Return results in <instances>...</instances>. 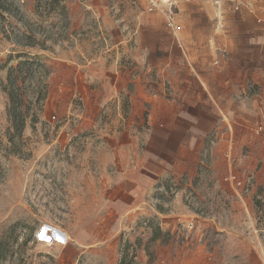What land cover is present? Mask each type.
<instances>
[{"label":"crops","instance_id":"1","mask_svg":"<svg viewBox=\"0 0 264 264\" xmlns=\"http://www.w3.org/2000/svg\"><path fill=\"white\" fill-rule=\"evenodd\" d=\"M69 1L97 39L46 54L62 70L52 80L72 84L55 112L73 135L91 131L89 207L115 219L105 244L75 234L61 252L114 254L117 233L148 225L131 264H264V0ZM230 171L249 188L224 182Z\"/></svg>","mask_w":264,"mask_h":264},{"label":"rangeland","instance_id":"2","mask_svg":"<svg viewBox=\"0 0 264 264\" xmlns=\"http://www.w3.org/2000/svg\"><path fill=\"white\" fill-rule=\"evenodd\" d=\"M7 2L8 8L0 11V264L138 261L129 251L136 252L138 241L155 235L154 227L133 226L117 233L114 254L88 245L76 257L61 252L65 240L75 234L105 244L115 219L114 213L89 207L87 168L94 147H88L87 140L92 134L87 124L74 135L71 125L68 131L63 129L65 116L55 112V102L60 95L71 97L72 84L52 80L53 72L62 70L46 55L56 54L58 44H71L81 35L96 40L94 21L84 15L83 5L69 0ZM157 38L155 42L162 41ZM24 60L30 63L20 65ZM11 67L15 86L9 101L6 83ZM88 90L87 84L80 85L85 98ZM116 106L123 108L126 102L117 101ZM42 228L48 234L63 231L64 242L45 241ZM148 247L155 250V241ZM145 264L155 260L148 258Z\"/></svg>","mask_w":264,"mask_h":264},{"label":"built area","instance_id":"3","mask_svg":"<svg viewBox=\"0 0 264 264\" xmlns=\"http://www.w3.org/2000/svg\"><path fill=\"white\" fill-rule=\"evenodd\" d=\"M212 2L213 5L215 6H220L222 4V2L224 0H210ZM148 2V7L147 9L149 11L154 10L157 7V4L155 2V0H147ZM167 2H170V0H167ZM173 3H170V6H172ZM169 16H168V23L172 24L173 22V18L172 16V10L170 9L169 11ZM251 175L248 174L246 171H242L241 174L234 172V171H230L227 174L222 176V180L226 183H228L229 185H231L233 188H237V189H241L243 191L247 190L251 184ZM188 228H191L192 225L189 224L187 226Z\"/></svg>","mask_w":264,"mask_h":264},{"label":"trees","instance_id":"4","mask_svg":"<svg viewBox=\"0 0 264 264\" xmlns=\"http://www.w3.org/2000/svg\"><path fill=\"white\" fill-rule=\"evenodd\" d=\"M8 3L9 2H7V0H0V11L3 9H7ZM29 63L30 62L24 60V61L20 62V65H26ZM6 85H7L6 91H7L8 97H9V101H12L14 98L13 97V93H14L13 86H15V79H13V76H12V67L8 71Z\"/></svg>","mask_w":264,"mask_h":264},{"label":"bare ground","instance_id":"5","mask_svg":"<svg viewBox=\"0 0 264 264\" xmlns=\"http://www.w3.org/2000/svg\"><path fill=\"white\" fill-rule=\"evenodd\" d=\"M51 233L48 234L45 228H42L40 232V237L45 241L55 240L58 243H63L65 240V233L59 229H53L50 231Z\"/></svg>","mask_w":264,"mask_h":264}]
</instances>
